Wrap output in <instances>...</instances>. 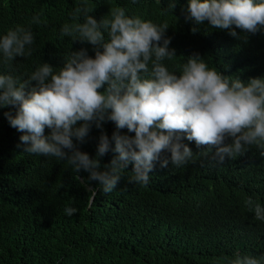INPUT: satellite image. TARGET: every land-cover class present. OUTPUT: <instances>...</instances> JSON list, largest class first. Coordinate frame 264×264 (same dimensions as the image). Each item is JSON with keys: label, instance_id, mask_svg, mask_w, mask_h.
Here are the masks:
<instances>
[{"label": "trees", "instance_id": "1", "mask_svg": "<svg viewBox=\"0 0 264 264\" xmlns=\"http://www.w3.org/2000/svg\"><path fill=\"white\" fill-rule=\"evenodd\" d=\"M170 3L175 4L173 11ZM188 4L189 0H0V38L16 26L30 28L34 36L30 56H17L9 64L0 52V75L24 82L43 63L59 69L65 55L81 49L94 58L93 45L62 36L61 28L84 23L77 8L91 7L89 14L99 21L110 18L111 8L119 6L129 17L169 25L165 38L171 39L169 48L176 52L172 61H163L169 71L179 74L177 65L199 55L225 76L245 83L264 78V27L256 33L235 28L233 37L231 29L189 19ZM37 15L41 22L34 24ZM104 36L109 39L106 31ZM7 112L15 115L16 108L0 107V264H230L237 253L264 264V221L245 204L251 197L264 208V148L246 146V152L220 162L214 149L198 148L195 141L183 138L193 152L186 164L174 166L171 154L164 152L154 162L149 183L142 186L129 182L134 168L130 162L116 189L93 193L98 182L89 181L87 172L73 171L66 160L25 152L20 141L24 133L10 126ZM115 131L112 121L102 128L93 124L85 142L74 138V143L95 159L100 136L106 133L111 141ZM119 131L135 135L127 128ZM50 132L46 127L45 136ZM118 155L110 150L100 157L101 170ZM165 157L169 164L161 167ZM68 206L77 213L67 216Z\"/></svg>", "mask_w": 264, "mask_h": 264}, {"label": "clouds", "instance_id": "2", "mask_svg": "<svg viewBox=\"0 0 264 264\" xmlns=\"http://www.w3.org/2000/svg\"><path fill=\"white\" fill-rule=\"evenodd\" d=\"M174 8L170 3L169 9ZM81 12L84 23L64 24L61 35L93 45L94 58L81 49L65 55L59 69L43 63L24 82L0 75V107L16 108L15 115L5 116L11 127L24 133L20 141L25 152L66 160L73 171L83 170L89 181L98 182L99 188L91 192L108 194L117 188L130 162L134 168L129 182L142 186L149 183L162 153H170L176 167L186 164L193 152L183 138L195 141L198 148L214 149L220 162L246 152V146L264 148V78L245 83L225 76L199 55L177 65V74L163 63L176 57L175 49L169 48L171 39L165 38L167 23L129 17L119 6L111 8L110 18L99 21L89 14L91 7L76 9ZM187 12L197 24L208 21L215 28L231 29L233 37L235 28L256 33L264 27V0H189ZM40 22L39 15L33 16L32 23ZM33 43L31 29L16 26L0 38V52L10 64L17 56H30ZM33 81L35 86L26 91ZM105 121L116 125L111 137L115 148L103 133L93 159L74 138L84 143L92 125L102 128ZM78 122L83 123L77 126ZM46 127L51 129L48 136ZM124 128L134 137L122 135L119 130ZM110 150L119 155L101 170L100 157ZM168 164L165 157L161 167ZM245 204L264 221L259 203L249 197ZM77 211L71 206L64 209L67 216ZM230 264L260 262L237 253Z\"/></svg>", "mask_w": 264, "mask_h": 264}]
</instances>
